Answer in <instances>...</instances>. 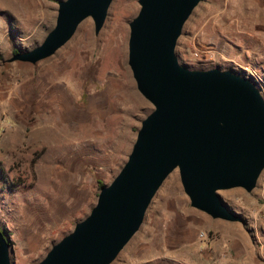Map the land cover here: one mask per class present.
I'll use <instances>...</instances> for the list:
<instances>
[{
    "label": "rangeland",
    "instance_id": "1",
    "mask_svg": "<svg viewBox=\"0 0 264 264\" xmlns=\"http://www.w3.org/2000/svg\"><path fill=\"white\" fill-rule=\"evenodd\" d=\"M58 1L0 0V229L14 264L38 263L89 214L154 109L128 65L139 0H112L97 33L87 17L49 57L8 61L43 41ZM176 52L188 68L250 78L264 95V0H201ZM219 194L241 220L193 207L176 168L109 264H264V170L252 191Z\"/></svg>",
    "mask_w": 264,
    "mask_h": 264
},
{
    "label": "water",
    "instance_id": "2",
    "mask_svg": "<svg viewBox=\"0 0 264 264\" xmlns=\"http://www.w3.org/2000/svg\"><path fill=\"white\" fill-rule=\"evenodd\" d=\"M112 0H59L53 28L37 46L8 61L51 56L87 17L101 28ZM201 0H139L129 21L128 65L153 105L132 151L103 185L89 214L36 264H109L140 229L166 178L179 168L191 205L213 218L241 220L219 190L252 191L264 170V95L229 69H191L176 52L186 21ZM0 229V264H14Z\"/></svg>",
    "mask_w": 264,
    "mask_h": 264
},
{
    "label": "trees",
    "instance_id": "3",
    "mask_svg": "<svg viewBox=\"0 0 264 264\" xmlns=\"http://www.w3.org/2000/svg\"><path fill=\"white\" fill-rule=\"evenodd\" d=\"M17 51H18V50L15 49V50H14V53H16ZM103 185H104V184L100 183V188H101ZM9 241H10V243H12L11 240H9Z\"/></svg>",
    "mask_w": 264,
    "mask_h": 264
},
{
    "label": "built area",
    "instance_id": "4",
    "mask_svg": "<svg viewBox=\"0 0 264 264\" xmlns=\"http://www.w3.org/2000/svg\"><path fill=\"white\" fill-rule=\"evenodd\" d=\"M261 92H262V90H261ZM263 94V93H262ZM4 128V126H1V130Z\"/></svg>",
    "mask_w": 264,
    "mask_h": 264
}]
</instances>
